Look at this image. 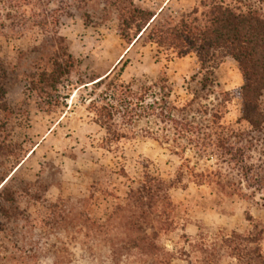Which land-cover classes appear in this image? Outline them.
Here are the masks:
<instances>
[{
    "label": "rangeland",
    "instance_id": "obj_1",
    "mask_svg": "<svg viewBox=\"0 0 264 264\" xmlns=\"http://www.w3.org/2000/svg\"><path fill=\"white\" fill-rule=\"evenodd\" d=\"M14 1L0 0V59L16 68L7 96L13 109L8 133L23 148L24 158L18 167L12 161L6 164L15 178L12 188L17 192L19 211L12 222L1 220L3 263L115 264L110 259L108 239L92 232L88 218L96 225L109 224L117 207L125 203L129 190L139 186L145 173L170 180L183 162L197 175L207 169H218L214 158L191 150L186 151L182 161L174 152L181 151L178 146L155 141L148 133H156L160 128L153 121L137 120L135 112L126 118L118 117L110 133L103 129L97 123L93 106L102 105L104 90L96 89L92 81L112 71L111 77H116L120 84L136 83L135 88L150 86L166 73L174 88L171 101L179 106L192 101L195 91L200 97L207 95V99L195 105L193 114L204 120L197 110L221 113L222 125L230 127L237 140L248 148L246 157L254 177H258L255 181L261 180V184H247L237 169L221 168L223 178L232 184L221 191L216 186L196 184L188 173L184 184L171 192L176 225L162 236L164 246L175 254L172 264H189L180 254L182 249H190L184 236L193 242L199 229H209L212 237L219 229L246 234L254 227L248 221L250 217L264 228V128L255 132L248 125L239 124L242 104L237 91L244 86V80L232 58L219 64L214 72V87L202 92L201 76L192 81L200 72L195 56L179 60L159 53L152 45L139 43L129 47L117 33L116 18L102 24L100 11L90 8L87 11L94 25L86 26L83 19L86 9L78 10L72 5L68 8L70 0H54L51 10L60 18V35L67 39L79 67L61 87L63 106L49 113L27 92L25 81L31 66L39 59L36 49L44 40L42 32L29 23L30 17L38 14L39 6L34 1L25 8L24 1L20 4ZM201 1L137 0L136 3L155 12L164 9L167 15L178 17ZM250 3L264 15V0ZM223 93H228L226 104ZM118 100L114 98L110 103ZM261 105L264 111V94ZM54 205L59 207L56 218L51 220ZM121 234L114 229L111 235L121 239ZM261 246L264 252V240ZM120 264L143 262L130 258ZM222 264L238 263L225 256Z\"/></svg>",
    "mask_w": 264,
    "mask_h": 264
},
{
    "label": "trees",
    "instance_id": "obj_2",
    "mask_svg": "<svg viewBox=\"0 0 264 264\" xmlns=\"http://www.w3.org/2000/svg\"><path fill=\"white\" fill-rule=\"evenodd\" d=\"M22 1L25 8L37 2L38 14L26 22L32 23L44 36L43 43L36 49L40 54L39 59L25 76L27 92L51 113L63 106L61 87L78 70L79 62L71 54L67 39L60 35V18L51 10L54 0L14 2L20 4ZM136 1L70 0L66 5L68 8L72 5L78 10L86 9L83 15L86 26L94 25V19L87 11L90 8L100 11L102 24L116 18L117 33L129 47L139 43L152 45L159 53L172 55L179 60L195 56L200 72L192 81L201 76L202 92L214 87V72L219 64L225 58H232L239 65L244 80V86L237 91L242 104L239 124H246L255 132H261L264 128L261 105L264 94L262 11L250 0H203L191 11L175 17L167 15L164 9L155 12L140 7ZM112 74L113 71L92 81L96 89L104 90L102 105L93 106L97 123L103 129L110 133L118 117L126 118L135 112L137 120L153 121L160 128L156 133H148L155 141L162 145L173 143L178 146L181 151L174 152L182 161L186 151L191 150L217 162L218 169H207L199 175L183 162L170 180L145 173L139 186L129 190L125 203L117 207L109 224L96 225L88 218L92 232L108 239L107 246L113 263L120 264L136 258L143 264H172L175 254L164 246L162 236L171 232L176 225V207L171 192L184 184L188 173L196 184L216 186L221 191L232 187L230 181L223 178L221 168L229 171L237 169L247 184H261V180L255 181L254 178L258 177H254V170L246 157L248 148L237 140L230 127L222 125L221 113L208 114L203 108L201 112L197 110L204 120L193 114L195 105L207 99V95L200 97L199 92L195 91L192 101L179 106L171 101L174 88L166 73L150 86L144 84L139 88H135L136 83L120 84L116 77H111ZM15 75L16 68L0 59V233L3 231L1 220L12 222L17 219L19 211L17 192L12 188L15 178L6 167L11 161L18 167L24 158L23 148L8 133L13 109L7 96ZM222 96L225 104L229 102L228 93ZM114 98L120 100L110 103ZM128 100H132L131 103ZM58 207L51 206V220L56 218ZM248 221L254 227L246 234L219 229L212 237L209 229H199L193 242L184 236L190 249H182L181 258L189 264H222L225 256L238 264H264L261 246L264 228L252 217ZM114 229L121 231L123 238H113L111 234ZM0 264H5L3 259Z\"/></svg>",
    "mask_w": 264,
    "mask_h": 264
},
{
    "label": "crops",
    "instance_id": "obj_3",
    "mask_svg": "<svg viewBox=\"0 0 264 264\" xmlns=\"http://www.w3.org/2000/svg\"><path fill=\"white\" fill-rule=\"evenodd\" d=\"M182 263H185V262L182 261Z\"/></svg>",
    "mask_w": 264,
    "mask_h": 264
}]
</instances>
